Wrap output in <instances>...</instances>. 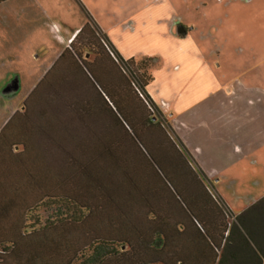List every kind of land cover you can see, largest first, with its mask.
Returning <instances> with one entry per match:
<instances>
[{"label":"crops","instance_id":"0c3cea01","mask_svg":"<svg viewBox=\"0 0 264 264\" xmlns=\"http://www.w3.org/2000/svg\"><path fill=\"white\" fill-rule=\"evenodd\" d=\"M14 1L15 19L47 36L30 50L34 71L1 98L0 245L22 242L23 199L31 206L70 180L108 213L115 236L122 227H230L261 199L251 192L259 170L246 163L256 134L237 136L241 110L264 112V92L216 80L172 0ZM130 60L147 61L148 104ZM93 181L109 182L107 208Z\"/></svg>","mask_w":264,"mask_h":264},{"label":"trees","instance_id":"16d2710c","mask_svg":"<svg viewBox=\"0 0 264 264\" xmlns=\"http://www.w3.org/2000/svg\"><path fill=\"white\" fill-rule=\"evenodd\" d=\"M93 39L103 48L97 37ZM146 62L123 63L143 92L148 79L141 69ZM92 183L96 188L101 184L107 208L109 182ZM69 185L63 195L39 197L31 206L23 199L22 242L1 244L0 264H264V196L230 227L218 220L213 228L197 222L201 233L122 227L115 236L108 227V213L95 212L92 196L79 195L77 182L70 180ZM48 211L55 214L44 218Z\"/></svg>","mask_w":264,"mask_h":264},{"label":"rangeland","instance_id":"374dc122","mask_svg":"<svg viewBox=\"0 0 264 264\" xmlns=\"http://www.w3.org/2000/svg\"><path fill=\"white\" fill-rule=\"evenodd\" d=\"M4 1L0 0V103L3 95L8 96L17 92L18 84L23 81L19 77L21 71L24 73L34 71L30 50L42 37L45 39L47 36L43 30L35 31L30 19L22 24L15 19L14 13H18V2ZM172 1L176 4L175 9L184 23L187 22L194 27L191 39L197 44L208 63L211 66L213 64L216 80L231 87L242 80L251 84L252 88L256 87L258 91L264 92V0ZM25 7L29 8V4ZM29 9L25 11L30 13ZM13 105H15L13 101L6 100V110L12 111ZM241 112L244 113L240 115L239 126L240 128L243 126L246 132L245 134L240 132L237 138L241 139L240 143H247L256 134L254 141L258 147L252 145L251 152L246 156V163H254L259 170L251 192L262 198L264 112L248 110ZM259 129H263V132L258 133ZM240 194L244 195V192ZM53 214L48 211L44 218Z\"/></svg>","mask_w":264,"mask_h":264},{"label":"built area","instance_id":"2783aa9c","mask_svg":"<svg viewBox=\"0 0 264 264\" xmlns=\"http://www.w3.org/2000/svg\"><path fill=\"white\" fill-rule=\"evenodd\" d=\"M133 87L135 88V91L137 92V94L139 95V97H140L142 100H144V102H145L146 104H148V98H146V97L144 96L143 91H141V89L138 87L136 81H134V86H133Z\"/></svg>","mask_w":264,"mask_h":264}]
</instances>
